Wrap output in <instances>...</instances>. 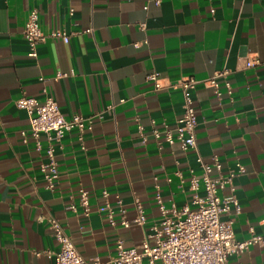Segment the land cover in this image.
I'll list each match as a JSON object with an SVG mask.
<instances>
[{
  "label": "crops",
  "instance_id": "crops-1",
  "mask_svg": "<svg viewBox=\"0 0 264 264\" xmlns=\"http://www.w3.org/2000/svg\"><path fill=\"white\" fill-rule=\"evenodd\" d=\"M32 8L44 33L60 29L68 42L48 37L29 56L23 27ZM221 69L229 71L230 94L216 96L201 83L191 94L196 150L224 170L244 166L233 179L239 212L222 216L234 217V237L243 240L264 235V0H0V264H55L50 217L82 257L104 261L117 240L126 247L150 240L161 217L156 195L167 208L191 206L197 153L156 141L151 121L173 125L182 112L180 80ZM58 71L67 75L55 78ZM153 72L158 88L147 78ZM21 96H49L66 118L91 117L81 139L72 130L54 143L52 190L40 173L48 139L41 136L39 149L31 137L22 141L29 119L16 106ZM80 188L89 194L87 215L67 208ZM103 190L109 202L122 200L128 217L139 199L145 224L123 227L116 211L110 225L97 211ZM227 262L264 264V247L253 244Z\"/></svg>",
  "mask_w": 264,
  "mask_h": 264
},
{
  "label": "built area",
  "instance_id": "built-area-1",
  "mask_svg": "<svg viewBox=\"0 0 264 264\" xmlns=\"http://www.w3.org/2000/svg\"><path fill=\"white\" fill-rule=\"evenodd\" d=\"M23 37L28 44V55L31 57L36 56V45L48 37L61 38L65 43L69 40V35L60 29L44 33L39 26L36 8L28 12L23 27ZM253 62L248 59L244 64L249 67ZM228 74L227 69H221L201 80L192 76L182 78L178 83L183 97L181 115L171 126L163 123L158 127L154 121H151L153 138L167 144L177 143L181 150H194L197 153L195 136L197 121L192 91L201 83L210 88L216 96L221 94V89L230 94L232 87L227 79ZM66 75V72L58 71L55 78ZM157 76L155 72L147 75V78L154 81L155 88L160 86ZM15 103L17 107L25 109L29 119L28 131L20 132L22 141L26 142L27 137H31L36 148L39 149L41 136L48 139L45 149L47 160L41 163L40 173L47 188L52 190L57 184L59 175L54 157V143H58L72 130H77L81 139L84 129L91 123V117L85 118L76 113L66 118L59 111L56 101L49 96L43 100L21 96ZM138 129L141 131L142 126L138 125ZM143 140H145L144 136ZM196 160L200 173L195 174L190 170L188 178V188L192 193L191 206L185 204L179 209L173 206L167 208L163 205L160 196L156 195L161 217L151 226L150 240L146 239L134 247H126L121 240H117L114 246L115 253L107 260L82 257L62 225L56 218L50 217L49 228L58 244V250L54 253L55 264H228V256L239 255L253 244L264 247V235L252 233L246 239L237 240L232 227L234 217L231 215L222 219L224 214H230L231 208L234 209L235 214L239 212L233 179L244 173V166L238 165L236 169L224 170L216 157L208 162L198 153ZM174 174L181 181L183 180L179 170ZM224 189L227 190L226 194L221 193ZM102 196L104 201L97 206V211L110 225L116 223L114 217L116 211L119 216L118 223L123 227L145 224V215L139 199L133 200L134 214L128 217L126 208L118 196L115 197L114 202H109V193L106 190L102 191ZM78 206L85 215L91 209L89 194L82 188L78 189L75 195H69L67 208L75 212Z\"/></svg>",
  "mask_w": 264,
  "mask_h": 264
}]
</instances>
